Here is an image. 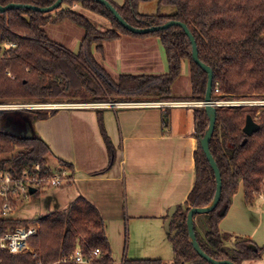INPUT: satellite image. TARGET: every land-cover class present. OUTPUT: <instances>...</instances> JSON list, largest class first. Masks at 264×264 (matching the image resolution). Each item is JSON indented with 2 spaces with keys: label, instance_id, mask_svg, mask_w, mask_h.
<instances>
[{
  "label": "trees",
  "instance_id": "trees-1",
  "mask_svg": "<svg viewBox=\"0 0 264 264\" xmlns=\"http://www.w3.org/2000/svg\"><path fill=\"white\" fill-rule=\"evenodd\" d=\"M55 1L0 0V5L15 3L43 8ZM107 1L135 28L161 26L170 20L185 24L196 42L199 60L213 72L212 101L245 96L264 99V0H159V8L173 7L174 12L154 15L138 12L140 3L151 0H124L122 5ZM75 5L105 18L112 28L100 32L88 18L71 10ZM62 6L68 8L62 9ZM54 12L52 15L23 8L0 12V105H10L14 101L23 105L60 101L86 104L203 101L207 74L193 62L191 43L180 27L134 34L94 0H63ZM65 21L83 31L77 53L52 42L45 31L46 26ZM120 34L158 38L164 50L167 72L161 75H114L109 72L95 59L93 51L102 53L103 43L117 40ZM185 62L189 67L190 95L175 98L171 88L180 77ZM55 112L56 109H0V115L19 114V121L23 120L24 125L33 120H45ZM101 112L97 111L102 129ZM247 117L258 126L251 136L243 131ZM193 120L197 140L195 181L185 203L175 207L169 225L167 239L172 248V264H210L194 251L186 226L189 210L208 206L215 194V177L200 146L209 124L204 107L193 108ZM10 123L12 120L2 124L0 119V173L8 172L18 177L25 170L35 172L34 167L38 165L40 176L50 174L48 146L34 133L25 135V129L18 133L17 127ZM162 125L164 130L169 128L168 108L163 110ZM101 131L111 164L113 147L103 129ZM209 151L220 172L221 195L211 212L193 216L196 241L201 250L216 261L227 260L233 264L259 261L263 255L261 248L247 238L222 232L219 223L240 186L247 204L264 198V108L216 107ZM58 166L72 170L61 161ZM2 203L0 198V207ZM31 223L39 225L37 234L29 239L35 256L6 253L0 264H52L77 248L85 254L99 250L100 255L93 264H114L103 219L98 209L82 196L65 209L46 213L32 221L0 220L1 225L10 229ZM121 264L164 263L161 259H135L123 260Z\"/></svg>",
  "mask_w": 264,
  "mask_h": 264
},
{
  "label": "crops",
  "instance_id": "crops-1",
  "mask_svg": "<svg viewBox=\"0 0 264 264\" xmlns=\"http://www.w3.org/2000/svg\"><path fill=\"white\" fill-rule=\"evenodd\" d=\"M110 1L116 5L124 2ZM71 10L98 24L102 30L110 28L108 20L79 5ZM61 24L65 25L64 22L56 25ZM70 29L71 26L66 24L61 28L62 35L68 37ZM62 35L58 40L66 43L67 39ZM82 37L83 32H79L78 38L70 45L72 48L61 43L58 45L77 53ZM158 43H161L158 38L120 34L117 40L103 43L102 53L93 51V54L114 75H161L167 72V63L161 56ZM185 76L187 89L181 93L174 91L173 85L179 81L180 75L171 88L173 97L182 98L190 94L189 70ZM195 107H166L170 110V125L166 130L162 125V114L166 108L160 107L56 108L49 118L33 120L28 124L30 134L34 133L48 146V158L53 161V167L59 168V161L72 167L71 171L61 168L66 170V182L49 192L41 202L42 209H50L51 212L63 210L77 197L86 198L103 219L111 251L110 226L117 227L120 232L124 222H152L156 225L154 233L157 236L170 208L183 205L194 185V152L197 148L193 120ZM98 110L102 111V129L113 147L111 164L99 125ZM219 229L247 238L263 250L261 260L242 264H264L263 197L249 205L240 186L226 216L219 223Z\"/></svg>",
  "mask_w": 264,
  "mask_h": 264
},
{
  "label": "rangeland",
  "instance_id": "rangeland-1",
  "mask_svg": "<svg viewBox=\"0 0 264 264\" xmlns=\"http://www.w3.org/2000/svg\"><path fill=\"white\" fill-rule=\"evenodd\" d=\"M158 1L159 0H151L149 2H142L138 5V12L140 14L145 15H154L157 13H172L174 12L173 7H158ZM65 6H62V9ZM52 15L55 14V12L51 13ZM91 21V20H90ZM92 22V21H91ZM93 23V22H92ZM65 25H48L45 27V31L49 37V39L52 42L61 43L62 45H65L66 47H70L73 45V42L78 38L79 32H83L81 28L77 27L76 25L64 22ZM66 24H69L72 29H70L67 36L62 35L61 28L66 26ZM94 26L100 31L104 32L107 30H110L112 27L110 25V28L107 30H102L98 24L93 23ZM110 24V23H109ZM62 26V27H61ZM66 38L67 41L61 42L58 40L60 36ZM63 39V38H62ZM54 40V41H53ZM64 40V39H63ZM159 44V43H158ZM161 44V43H160ZM159 44L161 56L163 57L164 61L166 62L165 54L162 45ZM71 45V46H70ZM156 51V50H155ZM157 53V51H156ZM158 58V57H157ZM158 66L159 69L161 68L160 65V59ZM167 63V62H166ZM165 68L167 71V64H165ZM188 68V69H187ZM187 70H189V67L187 66V63L185 62L183 65V70L181 74V78L179 81H177L174 85V91L181 93V91H184L187 89V82H186V74ZM165 71V72H166ZM188 95L185 94V96ZM190 95V94H189ZM188 95V96H189ZM182 97V98H185ZM186 96V97H188ZM262 98L252 97V96H245L241 98H237L234 100H261ZM18 101H14L10 105H2V106H15L16 108H24V106H32V105H23L20 103H17ZM20 102V101H19ZM173 102H184V103H192L196 105L200 102H193V101H173ZM64 104H86V103H68L67 101H60V102H51L50 104H37V105H64ZM1 106V105H0ZM35 106V104H33ZM197 107H203V106H197ZM2 108V107H0ZM47 110V109H45ZM49 111V110H47ZM17 113H4L0 115L1 123L5 124L9 120H12L13 126H16V130L18 133L22 129H25V135L29 136L30 129L28 123L24 125V121H21V117L18 116ZM20 120V121H19ZM21 123V124H20ZM10 123V125H12ZM20 124V125H19ZM19 125V126H18ZM48 165L50 166V169L53 171L62 170V167H59L55 169L53 167V161H51L48 158ZM65 169V168H64ZM66 171V170H65ZM53 190H48L47 192H37V194L32 195L28 200L20 199L16 202L15 210L13 219L16 220H22V221H32L35 219H38L39 217L45 215L46 213L51 212L50 209H42L41 202L44 201V198L49 196V192ZM260 198V197H259ZM34 224V223H32ZM110 226V224H108ZM155 226L152 222L147 221H138V222H128V223H122L121 224V230L118 231L117 227L115 228H108L109 229V240L112 245V257L114 260V264H121L123 260H135V259H161L164 264H172L173 254H172V248L171 244L167 239L166 231L164 228V224L162 225V230L160 234L157 236L155 235ZM112 229V230H110ZM159 233V232H158ZM32 256H35V252L33 250ZM53 264H57L56 262H53Z\"/></svg>",
  "mask_w": 264,
  "mask_h": 264
},
{
  "label": "built area",
  "instance_id": "built-area-1",
  "mask_svg": "<svg viewBox=\"0 0 264 264\" xmlns=\"http://www.w3.org/2000/svg\"><path fill=\"white\" fill-rule=\"evenodd\" d=\"M219 93V90H215ZM202 102L196 105L184 102H140V103H94V104H64V105H35L24 106L30 109H56V108H103V107H182V106H202ZM215 107H239V106H259L264 108V99L261 100H216L212 101ZM0 109H23L15 106H0ZM39 166L34 167L35 172L25 170L20 176L15 177L5 172L0 173V198L3 201L0 207V220L13 219L15 204L18 200H28L32 195L30 189H35V193L47 192L53 188H58L66 182L67 173L65 170L53 171L47 176H40L37 172ZM39 225L28 224L10 229L0 224V262L3 254L22 255L32 254L33 249L29 244V239L38 232ZM100 255L99 250H94L88 254L82 253L77 248L69 256L59 261L61 263L72 264H93L94 260ZM37 264H43L38 262ZM53 264V263H52Z\"/></svg>",
  "mask_w": 264,
  "mask_h": 264
},
{
  "label": "water",
  "instance_id": "water-1",
  "mask_svg": "<svg viewBox=\"0 0 264 264\" xmlns=\"http://www.w3.org/2000/svg\"><path fill=\"white\" fill-rule=\"evenodd\" d=\"M63 0H56L52 5L48 6V7H36V6H31V5H21V4H15V3H10L7 4L6 6H1L0 5V12H5L7 10H12V9H27V10H34L37 12H41V13H52L55 10H57ZM97 3L103 5L104 7H106L109 12L114 16V18L117 20V22L127 31L134 33V34H147V33H152V32H156L159 30H164V29H168L172 26H178L180 27L183 32L185 33V35L188 37L190 43H191V58L193 60V62L199 66L206 74H207V86H206V92L204 95V99L202 101V106L204 107V110L208 116L209 119V124H208V128L204 134V136L201 138L200 140V146L201 149L205 155V158L207 160V162L210 165L211 170L213 171L214 177H215V194H214V198L212 200V202L206 206V207H194L191 208L189 210V212L187 213V217H186V226H187V230H188V235H189V239L191 241L192 247L194 249V251L204 260H206L207 262H209L210 264H233L230 261L227 260H223V261H216L212 258H210L209 256H207L199 247L197 241H196V237H195V233H194V228H193V216L196 214H206L211 212L218 204L219 199H220V195H221V176H220V172L219 169L217 167V164L215 163L210 151H209V142L210 139L212 137L213 131H214V127H215V119H216V107L212 104V83H213V72L211 70V68H209L207 65H205L204 63H202L199 58H198V51H197V46H196V42L194 40V37L192 36V34L190 33V31L188 30L187 26L185 24H183L182 22L179 21H174V20H170L165 22L164 24H162L161 26H153V27H148V28H135L131 25H129L120 15L119 13L116 11V9L107 1V0H94ZM258 130V126L257 124L252 120L251 117H247L246 121H245V125L243 128V131L246 135L251 136L254 132H256ZM35 193V189H30L29 194L33 195ZM175 207H171L168 215H167V219L165 221L164 224V228L166 233L169 232V225L170 222L172 220V216L175 212Z\"/></svg>",
  "mask_w": 264,
  "mask_h": 264
}]
</instances>
